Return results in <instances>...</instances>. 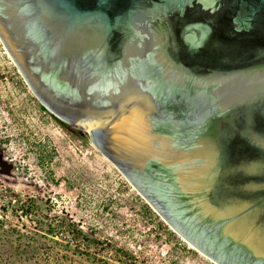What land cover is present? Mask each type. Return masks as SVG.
<instances>
[{"label": "water", "instance_id": "water-1", "mask_svg": "<svg viewBox=\"0 0 264 264\" xmlns=\"http://www.w3.org/2000/svg\"><path fill=\"white\" fill-rule=\"evenodd\" d=\"M36 99L218 264H264V0H0Z\"/></svg>", "mask_w": 264, "mask_h": 264}, {"label": "rangeland", "instance_id": "rangeland-1", "mask_svg": "<svg viewBox=\"0 0 264 264\" xmlns=\"http://www.w3.org/2000/svg\"><path fill=\"white\" fill-rule=\"evenodd\" d=\"M73 128L36 99L0 40V137L33 184L6 193L0 264H218L168 226L87 131Z\"/></svg>", "mask_w": 264, "mask_h": 264}, {"label": "flooded vegetation", "instance_id": "flooded-vegetation-1", "mask_svg": "<svg viewBox=\"0 0 264 264\" xmlns=\"http://www.w3.org/2000/svg\"><path fill=\"white\" fill-rule=\"evenodd\" d=\"M61 121V120H60ZM67 125L66 122L61 121ZM0 137V183L4 190L11 197H16L18 192H26L33 187V184L18 171L12 155L7 151L6 144ZM249 264H256L247 258L240 257Z\"/></svg>", "mask_w": 264, "mask_h": 264}, {"label": "built area", "instance_id": "built-area-1", "mask_svg": "<svg viewBox=\"0 0 264 264\" xmlns=\"http://www.w3.org/2000/svg\"><path fill=\"white\" fill-rule=\"evenodd\" d=\"M5 198H7V194L4 190V187L0 185V218H2V212L5 207Z\"/></svg>", "mask_w": 264, "mask_h": 264}, {"label": "trees", "instance_id": "trees-1", "mask_svg": "<svg viewBox=\"0 0 264 264\" xmlns=\"http://www.w3.org/2000/svg\"><path fill=\"white\" fill-rule=\"evenodd\" d=\"M52 116H53V115H52ZM53 118H54L55 120L59 121L60 123H62L63 125H66L65 123L61 122L58 118H56L55 116H53ZM73 131H74L75 133L85 134V133H82V131L79 130V129H77V128H73Z\"/></svg>", "mask_w": 264, "mask_h": 264}, {"label": "bare ground", "instance_id": "bare-ground-1", "mask_svg": "<svg viewBox=\"0 0 264 264\" xmlns=\"http://www.w3.org/2000/svg\"><path fill=\"white\" fill-rule=\"evenodd\" d=\"M8 52V51H7ZM9 54V53H8ZM85 131H88L87 129H85ZM190 247H192L193 249L197 250L195 247H193L188 241H186L185 239H183ZM202 256H205L202 252L198 251ZM211 259V258H210ZM212 261V260H211ZM214 261V260H213Z\"/></svg>", "mask_w": 264, "mask_h": 264}]
</instances>
